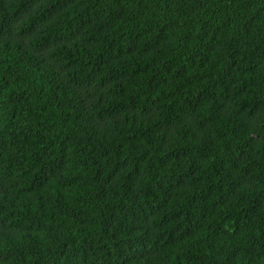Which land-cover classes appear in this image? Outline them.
Wrapping results in <instances>:
<instances>
[{
  "label": "trees",
  "instance_id": "16d2710c",
  "mask_svg": "<svg viewBox=\"0 0 264 264\" xmlns=\"http://www.w3.org/2000/svg\"><path fill=\"white\" fill-rule=\"evenodd\" d=\"M0 264H264V0H0Z\"/></svg>",
  "mask_w": 264,
  "mask_h": 264
}]
</instances>
